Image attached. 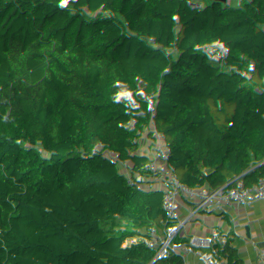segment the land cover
<instances>
[{
    "label": "trees",
    "instance_id": "trees-1",
    "mask_svg": "<svg viewBox=\"0 0 264 264\" xmlns=\"http://www.w3.org/2000/svg\"><path fill=\"white\" fill-rule=\"evenodd\" d=\"M24 1L47 21L0 0V100L41 124L0 115V264H93L70 227L97 211L119 264H264V0ZM147 102L199 135L149 138ZM174 171L208 212L153 179ZM229 197L236 227L213 221Z\"/></svg>",
    "mask_w": 264,
    "mask_h": 264
},
{
    "label": "built area",
    "instance_id": "built-area-1",
    "mask_svg": "<svg viewBox=\"0 0 264 264\" xmlns=\"http://www.w3.org/2000/svg\"><path fill=\"white\" fill-rule=\"evenodd\" d=\"M15 4L23 8H31L39 20L47 21L43 3L34 4L24 0H15ZM75 45L90 56L97 58L96 48H86L85 45L78 42H75ZM116 64L118 65L119 71L124 76V79L130 80L134 86V80L130 75L125 58L119 62L117 61ZM145 125L148 128L147 136L149 138H160V134L153 131L150 123H145ZM252 171L256 175V186L259 188V186L264 185V169L253 167ZM153 179L159 182L168 192L177 196L180 201L197 204L207 212L210 210V204L213 201L212 192L206 191L203 194V199L196 196H186L184 194V189L187 185V179L182 173L174 171L168 174L155 176ZM73 218L74 221L71 224L70 231L73 234L81 235L83 244L86 246V250L78 256L86 262H93V264H119L113 258L114 223H106L103 221L99 216V211L96 212V216L93 220L88 219L80 213L73 214ZM213 221L217 224L230 225L231 227L242 224L238 207L232 198L229 197L225 199L221 215L217 218H213ZM251 225L264 234V224L252 222ZM103 248H105L106 251L104 255L99 252V250Z\"/></svg>",
    "mask_w": 264,
    "mask_h": 264
},
{
    "label": "bare ground",
    "instance_id": "bare-ground-1",
    "mask_svg": "<svg viewBox=\"0 0 264 264\" xmlns=\"http://www.w3.org/2000/svg\"><path fill=\"white\" fill-rule=\"evenodd\" d=\"M15 96L13 100L7 97H3L0 100V115L4 118L10 116L18 117L27 124L26 127L28 128L34 126L38 119L30 111L29 100L20 93H17Z\"/></svg>",
    "mask_w": 264,
    "mask_h": 264
},
{
    "label": "water",
    "instance_id": "water-1",
    "mask_svg": "<svg viewBox=\"0 0 264 264\" xmlns=\"http://www.w3.org/2000/svg\"><path fill=\"white\" fill-rule=\"evenodd\" d=\"M147 106H148V110L150 112V118L152 120L161 119L165 124V130L166 131L177 132L180 134H186L187 128H188V124H187L186 119H183L181 117H177L175 115H172V114L165 112L155 102H147ZM7 118H16L21 123H23V130H22V131H24L23 134L28 130L34 129V128H27L26 127L27 124L25 122H23L18 117L10 116Z\"/></svg>",
    "mask_w": 264,
    "mask_h": 264
},
{
    "label": "rangeland",
    "instance_id": "rangeland-1",
    "mask_svg": "<svg viewBox=\"0 0 264 264\" xmlns=\"http://www.w3.org/2000/svg\"><path fill=\"white\" fill-rule=\"evenodd\" d=\"M40 2H36V4H39ZM134 82V86L136 87V88H140V85L139 84H137L135 81H133ZM18 93H19V91H18ZM16 97V96H15ZM15 97L14 98H12V99H10V100H13V99H15ZM3 98V96L1 97V99ZM10 103H12V102H10ZM36 116V118L38 119L37 121H36V123H35V125L34 126H32V127H29V128H35L37 125H40L41 124V120H40V118L37 116V115H35ZM24 122V121H23ZM163 121L161 120V119H156V120H154V121H152L151 123H150V126H152V128H153V130H156V132H159L160 134H162V135H164V134H166V133H169L168 131H166L165 130V126L163 127ZM188 124V128H187V132H186V135H188V136H193V137H197L198 135H199V131L197 130V128L196 127H194V126H192L190 123H187ZM28 128V127H27ZM259 191L262 193V195L264 196V185H261V186H259Z\"/></svg>",
    "mask_w": 264,
    "mask_h": 264
},
{
    "label": "crops",
    "instance_id": "crops-1",
    "mask_svg": "<svg viewBox=\"0 0 264 264\" xmlns=\"http://www.w3.org/2000/svg\"><path fill=\"white\" fill-rule=\"evenodd\" d=\"M264 197V196H263Z\"/></svg>",
    "mask_w": 264,
    "mask_h": 264
}]
</instances>
